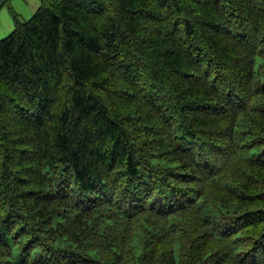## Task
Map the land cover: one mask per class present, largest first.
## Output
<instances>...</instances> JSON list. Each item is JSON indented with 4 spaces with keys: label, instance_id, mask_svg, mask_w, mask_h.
<instances>
[{
    "label": "trees",
    "instance_id": "1",
    "mask_svg": "<svg viewBox=\"0 0 264 264\" xmlns=\"http://www.w3.org/2000/svg\"><path fill=\"white\" fill-rule=\"evenodd\" d=\"M1 1L0 264H264V0Z\"/></svg>",
    "mask_w": 264,
    "mask_h": 264
},
{
    "label": "rangeland",
    "instance_id": "2",
    "mask_svg": "<svg viewBox=\"0 0 264 264\" xmlns=\"http://www.w3.org/2000/svg\"><path fill=\"white\" fill-rule=\"evenodd\" d=\"M17 1H19V6L17 5ZM21 1V2H20ZM2 1L0 0V3ZM13 8L15 11L20 14V17L22 20H28L31 18L34 14L33 6H32V0H12ZM28 7V10L30 9V12L25 11L23 8ZM12 15L9 11V6L1 7L0 8V40L6 38L8 35H10L13 30L15 29ZM9 20V21H8ZM2 33V34H1Z\"/></svg>",
    "mask_w": 264,
    "mask_h": 264
},
{
    "label": "crops",
    "instance_id": "3",
    "mask_svg": "<svg viewBox=\"0 0 264 264\" xmlns=\"http://www.w3.org/2000/svg\"><path fill=\"white\" fill-rule=\"evenodd\" d=\"M21 2V1H20ZM19 4V1H17V5ZM19 6V5H18ZM32 6H36V1L32 0ZM20 7V6H19ZM25 11H28V13L30 12V9L28 10V7L23 8ZM35 9V7L33 8V10ZM9 21V20H8ZM2 34V33H1Z\"/></svg>",
    "mask_w": 264,
    "mask_h": 264
}]
</instances>
